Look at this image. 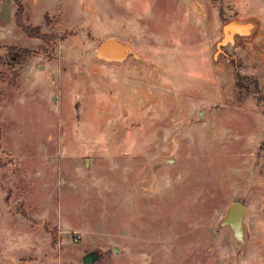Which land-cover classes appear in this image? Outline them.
<instances>
[{"label": "rangeland", "instance_id": "obj_1", "mask_svg": "<svg viewBox=\"0 0 264 264\" xmlns=\"http://www.w3.org/2000/svg\"><path fill=\"white\" fill-rule=\"evenodd\" d=\"M20 1L47 38L0 0V264H264V0Z\"/></svg>", "mask_w": 264, "mask_h": 264}, {"label": "water", "instance_id": "obj_2", "mask_svg": "<svg viewBox=\"0 0 264 264\" xmlns=\"http://www.w3.org/2000/svg\"><path fill=\"white\" fill-rule=\"evenodd\" d=\"M253 24L250 22H237V21H228L223 27V38L218 42V50L221 45L226 43H231L232 38L235 35L245 36L251 30ZM133 54L129 46L124 45L114 39H106L99 43L96 48L95 55L106 61H121L127 55ZM243 214H244V205L240 202H233L230 204L226 213L222 219L223 225H228L233 231V235L236 239L241 240L243 234ZM116 250V248H113ZM85 264H91V259L89 256L84 258Z\"/></svg>", "mask_w": 264, "mask_h": 264}, {"label": "trees", "instance_id": "obj_3", "mask_svg": "<svg viewBox=\"0 0 264 264\" xmlns=\"http://www.w3.org/2000/svg\"><path fill=\"white\" fill-rule=\"evenodd\" d=\"M14 3L16 5V11H15V23L19 27H21L22 31L29 37H38L41 39H46V35L42 34L40 32V29L35 26V27H28L27 25L23 24L22 20V10H23V5L20 0H14ZM50 38V37H48Z\"/></svg>", "mask_w": 264, "mask_h": 264}, {"label": "crops", "instance_id": "obj_4", "mask_svg": "<svg viewBox=\"0 0 264 264\" xmlns=\"http://www.w3.org/2000/svg\"><path fill=\"white\" fill-rule=\"evenodd\" d=\"M2 3L0 2V16H1V9H2ZM1 18V17H0ZM15 22V19H14ZM0 24H3V21L0 20ZM16 24V23H15ZM0 230H2V234L6 233V234H13L14 231L18 230L17 229V220L15 218V216L11 213H4L0 216ZM16 224H15V222ZM16 226V228H15Z\"/></svg>", "mask_w": 264, "mask_h": 264}]
</instances>
